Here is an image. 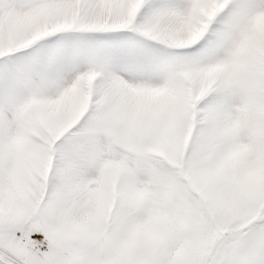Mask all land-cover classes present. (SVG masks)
Here are the masks:
<instances>
[{
  "label": "snow or ice",
  "instance_id": "1",
  "mask_svg": "<svg viewBox=\"0 0 264 264\" xmlns=\"http://www.w3.org/2000/svg\"><path fill=\"white\" fill-rule=\"evenodd\" d=\"M0 264H264V0H0Z\"/></svg>",
  "mask_w": 264,
  "mask_h": 264
}]
</instances>
